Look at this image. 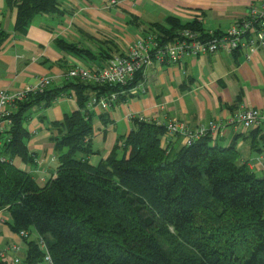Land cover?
<instances>
[{
    "label": "trees",
    "instance_id": "16d2710c",
    "mask_svg": "<svg viewBox=\"0 0 264 264\" xmlns=\"http://www.w3.org/2000/svg\"><path fill=\"white\" fill-rule=\"evenodd\" d=\"M60 1L5 4L15 10L14 30L25 33L39 15L64 14ZM184 28L203 32L197 21L167 16L142 34L157 32L166 43ZM8 36L0 29V47ZM55 42L88 65L109 57L64 39ZM66 89L78 109L47 123L57 167L55 177L40 185L13 160L36 161L25 124L35 106L50 107ZM116 89L71 78L62 88L49 86L17 103L0 135V212L8 214L9 229L43 238L54 264H264V174L242 162L234 144L220 146L203 136L181 145L175 137L163 148L165 126L134 117L132 130L109 155L89 163L96 151L87 103L93 94ZM24 244L19 264H39L44 253L37 240ZM8 258L0 264H15Z\"/></svg>",
    "mask_w": 264,
    "mask_h": 264
},
{
    "label": "crops",
    "instance_id": "0c3cea01",
    "mask_svg": "<svg viewBox=\"0 0 264 264\" xmlns=\"http://www.w3.org/2000/svg\"><path fill=\"white\" fill-rule=\"evenodd\" d=\"M110 1L61 0L64 14L39 15L25 33H19L14 30L15 10L0 0V29L9 34L0 47V89H21L47 75L54 79L51 86L64 87L69 81L66 73L73 64H88L59 47L57 38L88 46L92 51H106V60L123 52L146 25L162 23L167 16L182 22L197 21L203 32H219L244 17L257 0H116L113 5ZM138 23L143 25L137 27ZM120 91L109 111H89L93 115L92 143L96 152L88 160L93 166L132 130L130 115L160 125L177 119L195 131L214 118L226 121L244 107H263L264 49L257 50L250 61L239 52H217L186 56L179 63L163 67L154 65ZM60 95L48 108L35 106L25 124L31 133L28 147L36 161L26 164L20 158L13 160L19 169L32 173L40 185L55 177L57 167L47 123L60 121L64 113L78 109L72 90L66 89ZM260 135L261 128L246 132L228 129L214 142L224 147L234 144L241 161L262 175L264 146ZM177 140L183 145L181 137ZM1 217L9 219L5 211L0 212ZM12 243L22 244L23 256L24 240L7 223L0 222V248Z\"/></svg>",
    "mask_w": 264,
    "mask_h": 264
},
{
    "label": "built area",
    "instance_id": "2783aa9c",
    "mask_svg": "<svg viewBox=\"0 0 264 264\" xmlns=\"http://www.w3.org/2000/svg\"><path fill=\"white\" fill-rule=\"evenodd\" d=\"M110 2L113 5L117 1L111 0ZM259 49H264V0L255 1L244 17L237 19L224 31L202 32L184 28L175 40L166 43L159 41L157 32L139 34L123 52L114 53L110 58L103 60L100 65L73 64L66 73V77L67 79L80 78L95 86L119 88L104 94H93L87 103L88 111H109L118 99L120 90L134 82L137 74L143 75L144 71L151 66L163 67L179 63L186 56L195 57L217 52L227 54L239 52L243 54L246 61H250ZM53 81V77L47 75L39 77L35 84L21 89H0V135L11 124L9 115L16 108L17 103L25 99L29 93L45 91L53 84ZM61 97L59 95L55 101ZM129 117L132 120L135 116L130 115ZM139 118L145 120L143 117ZM164 126L165 132L161 138L163 148H166L169 141L175 137H181L183 145H189L193 139L203 136L218 138L224 136L228 129L235 132L239 128L245 132L253 128H261L264 142V106L244 107L226 121L214 118L207 124L199 125L195 131H191L186 123L177 119ZM262 164L264 171V157ZM7 221L8 218H0L2 223H7ZM16 235L21 240L34 237L44 253L39 264H54L43 238L27 230H22ZM21 252L22 244L12 243L5 248H0V259L10 256L15 264H19L22 259Z\"/></svg>",
    "mask_w": 264,
    "mask_h": 264
},
{
    "label": "rangeland",
    "instance_id": "374dc122",
    "mask_svg": "<svg viewBox=\"0 0 264 264\" xmlns=\"http://www.w3.org/2000/svg\"><path fill=\"white\" fill-rule=\"evenodd\" d=\"M258 175H261L260 173Z\"/></svg>",
    "mask_w": 264,
    "mask_h": 264
}]
</instances>
